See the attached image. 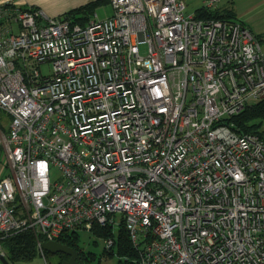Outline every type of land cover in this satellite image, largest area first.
I'll return each mask as SVG.
<instances>
[{"label":"built area","instance_id":"obj_1","mask_svg":"<svg viewBox=\"0 0 264 264\" xmlns=\"http://www.w3.org/2000/svg\"><path fill=\"white\" fill-rule=\"evenodd\" d=\"M22 1L0 0L1 236L43 252L119 213L136 264H264V137L230 121L264 99L259 38L183 0L84 25Z\"/></svg>","mask_w":264,"mask_h":264},{"label":"trees","instance_id":"obj_2","mask_svg":"<svg viewBox=\"0 0 264 264\" xmlns=\"http://www.w3.org/2000/svg\"><path fill=\"white\" fill-rule=\"evenodd\" d=\"M100 2H108V0H93L77 8H73L65 13V17L69 18L73 23L79 25L86 24L94 13L95 8ZM109 3V2H108ZM196 18L203 19H215V18H234L231 13H222L217 10H209L204 6L198 8L193 13ZM234 124V130L242 132H254L264 137V130L261 128L264 122V99L253 103L246 107L241 113L234 116L232 119ZM94 236H99L103 239L111 237L114 240V245L117 249V254L119 258H125V263L136 264V252L131 245L129 235L125 229L124 224L121 222L119 233L116 238H114L112 233V227H100L94 231ZM37 240H39L32 231H22L16 234L2 237L0 234V249L4 251V256L10 264H16L18 262H29L36 258L39 254H43L46 258L51 255L50 253L43 251L42 253L37 249ZM79 234L73 233L65 238L61 239V243L74 248L78 251L81 261L83 259L88 260L87 255L79 247ZM111 249L106 250L107 252L112 251ZM59 261L58 264L65 259L67 256L64 254H55ZM84 257V258H82ZM122 264V262H120Z\"/></svg>","mask_w":264,"mask_h":264},{"label":"rangeland","instance_id":"obj_3","mask_svg":"<svg viewBox=\"0 0 264 264\" xmlns=\"http://www.w3.org/2000/svg\"><path fill=\"white\" fill-rule=\"evenodd\" d=\"M185 3V14L193 15L196 9L204 6L205 0H183ZM217 10L222 13H231L234 18L243 23L254 35L259 38L260 46L264 52V0H218L214 4L212 10ZM112 14V7L108 2H100L90 17L91 19L104 20ZM0 125L8 126V115L0 110ZM264 130V122L261 125ZM7 133V129H5ZM55 171V169H53ZM121 218L120 214H116L114 223L112 225V233L114 238L117 237L120 229ZM103 238L89 234L88 231L79 232V247L87 255L88 260L83 259L86 264H126L125 258H119L115 245L112 251L107 252L104 246ZM4 252V251H3ZM136 256L138 252L135 250ZM42 253V252H41ZM84 258V257H82ZM39 261L42 264H58V257L56 255H49L46 258L43 254H39L34 262ZM18 264V263H16ZM29 264V263H23ZM130 264V263H127Z\"/></svg>","mask_w":264,"mask_h":264},{"label":"crops","instance_id":"obj_4","mask_svg":"<svg viewBox=\"0 0 264 264\" xmlns=\"http://www.w3.org/2000/svg\"><path fill=\"white\" fill-rule=\"evenodd\" d=\"M33 6H38L43 9L50 16H58L69 8L76 7L85 4L93 0H23ZM8 126L4 128L0 125V131L5 132ZM9 171L5 161L4 151L0 149V177L7 174ZM36 258L29 262H18V264L29 263V264H42L39 261L34 262Z\"/></svg>","mask_w":264,"mask_h":264},{"label":"water","instance_id":"obj_5","mask_svg":"<svg viewBox=\"0 0 264 264\" xmlns=\"http://www.w3.org/2000/svg\"><path fill=\"white\" fill-rule=\"evenodd\" d=\"M42 251H46L50 254H64L67 259L63 260L61 264H80V256L76 249L71 248L63 243L54 240L44 241L41 244ZM0 264H10L4 256V253L0 249Z\"/></svg>","mask_w":264,"mask_h":264},{"label":"bare ground","instance_id":"obj_6","mask_svg":"<svg viewBox=\"0 0 264 264\" xmlns=\"http://www.w3.org/2000/svg\"><path fill=\"white\" fill-rule=\"evenodd\" d=\"M90 2V1H89ZM88 3V2H87ZM86 4V3H85ZM22 5L24 6V7H27V8H29L30 10H32V11H35L36 13H38V19L37 20H40V19H43V20H52V19H64V20H70L69 18H67V17H65L64 15H65V13L67 12V11H69V10H71V9H73V8H77V7H79V6H81V5H79V6H76V7H72V8H69L68 10H66V11H64L62 14H60V15H58V16H50V15H48L43 9H41L40 7H38V6H33V5H30L29 3H26V1H22ZM82 5H84V4H82ZM2 24L4 25V23L2 22ZM248 107V106H247ZM246 108V107H245ZM244 108V109H245ZM243 109V110H244ZM243 110H241L239 113H241ZM239 113H237L236 115H238ZM236 115H234V116H236ZM234 116H232L231 117V119L234 117ZM230 119V121L232 122V120ZM233 123V122H232ZM4 253V252H3Z\"/></svg>","mask_w":264,"mask_h":264}]
</instances>
